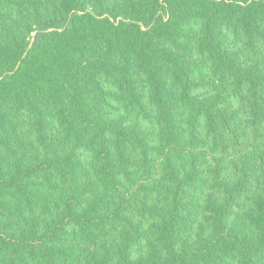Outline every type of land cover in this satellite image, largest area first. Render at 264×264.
Masks as SVG:
<instances>
[{
  "label": "trees",
  "instance_id": "16d2710c",
  "mask_svg": "<svg viewBox=\"0 0 264 264\" xmlns=\"http://www.w3.org/2000/svg\"><path fill=\"white\" fill-rule=\"evenodd\" d=\"M0 264H264V0H0Z\"/></svg>",
  "mask_w": 264,
  "mask_h": 264
}]
</instances>
